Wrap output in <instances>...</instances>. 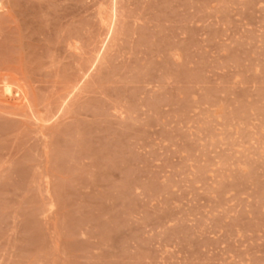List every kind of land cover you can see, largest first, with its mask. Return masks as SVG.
I'll use <instances>...</instances> for the list:
<instances>
[{
    "label": "rangeland",
    "instance_id": "1",
    "mask_svg": "<svg viewBox=\"0 0 264 264\" xmlns=\"http://www.w3.org/2000/svg\"><path fill=\"white\" fill-rule=\"evenodd\" d=\"M0 264H264V0H0Z\"/></svg>",
    "mask_w": 264,
    "mask_h": 264
}]
</instances>
